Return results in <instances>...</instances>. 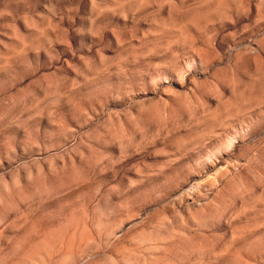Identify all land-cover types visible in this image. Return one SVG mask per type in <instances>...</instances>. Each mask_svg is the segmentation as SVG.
<instances>
[{"label":"rangeland","instance_id":"rangeland-1","mask_svg":"<svg viewBox=\"0 0 264 264\" xmlns=\"http://www.w3.org/2000/svg\"><path fill=\"white\" fill-rule=\"evenodd\" d=\"M0 264H264V0H0Z\"/></svg>","mask_w":264,"mask_h":264}]
</instances>
